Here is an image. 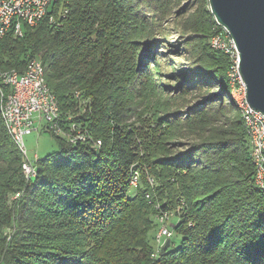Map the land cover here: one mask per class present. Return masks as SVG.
<instances>
[{
  "label": "trees",
  "instance_id": "obj_1",
  "mask_svg": "<svg viewBox=\"0 0 264 264\" xmlns=\"http://www.w3.org/2000/svg\"><path fill=\"white\" fill-rule=\"evenodd\" d=\"M208 7L187 72L189 86L217 91L193 113L158 102L140 110L142 93L162 92L148 65L157 0H58L53 21L4 37L0 71L22 74L40 59L60 126L69 133L81 123L86 140L50 132L59 150L27 179L2 119L0 79V264H264V189L232 98V58L210 45L223 29ZM166 211L178 220L163 251L167 241L155 248L150 234ZM175 234L181 242L171 250Z\"/></svg>",
  "mask_w": 264,
  "mask_h": 264
},
{
  "label": "built area",
  "instance_id": "obj_2",
  "mask_svg": "<svg viewBox=\"0 0 264 264\" xmlns=\"http://www.w3.org/2000/svg\"><path fill=\"white\" fill-rule=\"evenodd\" d=\"M57 2L58 0H0V44L10 32L15 36H22L25 25L36 26L47 16L53 21L54 16L51 12ZM220 27L223 31H217L212 35L210 45L232 58L233 66L229 71L232 98L242 114L251 143V155L256 167V184L264 189V114L248 104L246 86L239 70V52L227 30ZM0 79L8 87L7 92H1L2 119L25 158L22 169L27 179L34 178L37 174L36 162L29 160L25 145V136L36 130V124L40 126L44 123L46 131L65 137L74 144L86 140V134L75 125L71 126L69 133L60 126L58 101L47 84L45 68L40 59L31 60L27 70L22 74L16 70L0 71ZM96 145L100 146L101 142L97 141ZM139 181V173H132L131 186L138 187ZM150 182L152 185L155 183L153 179H150ZM174 214L166 211L158 215L161 225L156 241L159 248L172 237L173 233L167 223Z\"/></svg>",
  "mask_w": 264,
  "mask_h": 264
},
{
  "label": "rangeland",
  "instance_id": "obj_3",
  "mask_svg": "<svg viewBox=\"0 0 264 264\" xmlns=\"http://www.w3.org/2000/svg\"><path fill=\"white\" fill-rule=\"evenodd\" d=\"M161 6L160 9H152L158 15V19L153 20L151 24V35L158 39L156 43V50L151 54L152 59L148 62L150 67L149 71L155 75L154 82L158 84L161 94L147 95L142 93L140 100L143 104L142 109H149L153 107L154 102L170 106V110H181L182 112L193 113L206 107L210 100L215 99L211 96L213 91L217 89H207L189 86L194 84L195 79L193 73H188L191 67L189 61L192 59L193 54L189 45L196 43L199 40L198 27L201 25L202 19L200 18L203 7H208L203 0H157ZM209 1V0H208ZM210 9V5L208 7ZM154 12V13H155ZM149 14V13H148ZM146 14V19L151 21ZM159 65L155 68L154 64ZM157 71V72H156ZM183 75V76H182ZM183 77V78H182ZM189 80V82H187ZM192 81V82H191ZM194 81V82H193ZM230 103L229 101L224 102ZM165 109V107H164ZM207 110V109H205ZM188 115L184 113V115ZM228 118H234V114L226 113ZM70 116V115H69ZM72 119V117H70ZM77 129H86L81 123H73ZM36 130L31 131L25 136V145L28 152L29 160L35 163L37 160L47 157L59 150L58 140L50 134L42 130V126L35 125ZM132 194L135 193L133 189ZM20 196L19 193L15 194L14 199ZM170 217L168 221V228L173 231V224L177 222L178 218ZM155 227L154 231L150 234L152 244L158 248L156 237L160 232V223ZM156 222V223H157ZM181 242V236L175 234L172 238L171 250L177 248ZM157 250V249H156Z\"/></svg>",
  "mask_w": 264,
  "mask_h": 264
},
{
  "label": "water",
  "instance_id": "obj_4",
  "mask_svg": "<svg viewBox=\"0 0 264 264\" xmlns=\"http://www.w3.org/2000/svg\"><path fill=\"white\" fill-rule=\"evenodd\" d=\"M209 5L239 52L248 104L264 114V0H209ZM169 246L167 241L163 251Z\"/></svg>",
  "mask_w": 264,
  "mask_h": 264
}]
</instances>
